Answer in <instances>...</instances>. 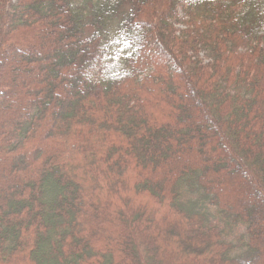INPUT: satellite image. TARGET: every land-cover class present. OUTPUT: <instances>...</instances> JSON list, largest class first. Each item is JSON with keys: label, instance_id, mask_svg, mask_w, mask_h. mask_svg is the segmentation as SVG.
Here are the masks:
<instances>
[{"label": "trees", "instance_id": "1", "mask_svg": "<svg viewBox=\"0 0 264 264\" xmlns=\"http://www.w3.org/2000/svg\"><path fill=\"white\" fill-rule=\"evenodd\" d=\"M0 195V264H264V0H0Z\"/></svg>", "mask_w": 264, "mask_h": 264}, {"label": "rangeland", "instance_id": "2", "mask_svg": "<svg viewBox=\"0 0 264 264\" xmlns=\"http://www.w3.org/2000/svg\"><path fill=\"white\" fill-rule=\"evenodd\" d=\"M11 28V27H10ZM104 70L106 71V72H112V71H119V70H121V66L115 61V59L113 58V53H109L108 55H107V58H106V60H105V62H104ZM4 108H8V106H6V105H4L3 106ZM204 142H206V138H207V136L206 135H204ZM3 151V150H2ZM22 164H24L23 162H22V160H18V162L17 163H15L14 164V166H15V168H20L21 167V165ZM3 194V193H2ZM4 195V194H3ZM136 196V195H135ZM0 197H1V195H0ZM264 222V221H263Z\"/></svg>", "mask_w": 264, "mask_h": 264}]
</instances>
